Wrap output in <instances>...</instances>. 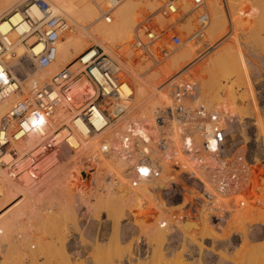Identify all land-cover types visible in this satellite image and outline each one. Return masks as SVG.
<instances>
[{
	"label": "built area",
	"instance_id": "2783aa9c",
	"mask_svg": "<svg viewBox=\"0 0 264 264\" xmlns=\"http://www.w3.org/2000/svg\"><path fill=\"white\" fill-rule=\"evenodd\" d=\"M28 1H33L44 14H49L47 5L42 1ZM148 1L155 3L156 7L141 16L134 28L130 50L137 59L157 64L180 48L183 32L179 24L190 17L196 32L189 35L185 43L191 45L204 39L203 32L209 22L204 0ZM121 2L105 0L107 11L102 18L109 19L110 11ZM185 4L189 6L187 11L183 10ZM25 22L27 32L22 36V43L32 51L33 68L44 70L55 62L56 44L68 30V23L61 17H47L40 25H35L30 18H26ZM32 38V42L28 43ZM38 47L40 49L34 52ZM92 50L86 61L84 57L88 51L77 58L76 69L66 67L53 74L42 87L32 85L30 94L17 100L1 117L0 162L5 154L10 155L12 162H1L0 168L8 172L11 180L36 183L46 155L57 152L63 146L68 147L81 167V178L88 181V173L92 175L94 172L99 163L96 156L89 152L77 155L78 147L70 144L71 122L77 119L87 125L91 134L99 133L126 114L132 95L131 92L125 93L130 86L120 65L100 48ZM5 53L0 39V104L20 90L12 66L4 62ZM176 76L165 83L169 84L170 102L156 110L150 123H145L144 130L149 139L141 141L135 136L130 122V128L122 133L120 146L125 157L132 160L128 169L131 184L145 180L151 186L165 173V185L157 187L152 193L159 194L166 208H176L186 200L176 220L204 219L215 231H220L234 212L249 207L252 172L246 154L230 146L227 125L220 120L221 116L192 105L191 99L196 96L195 84ZM79 81L81 86L75 87ZM59 106L72 117V121L66 123L65 134H61L60 127L55 125V111ZM93 120L99 121L100 127L97 128ZM29 137L36 138L32 147H25L22 153L14 150L15 145ZM99 147L98 154H113L112 148L104 141ZM139 150L142 152L138 155ZM34 152L36 154L32 155ZM102 181L100 193L111 188L116 191L119 186L110 175ZM91 185L95 186V183ZM176 198L180 203L171 205V199ZM158 225L160 228L168 226L164 220Z\"/></svg>",
	"mask_w": 264,
	"mask_h": 264
},
{
	"label": "rangeland",
	"instance_id": "374dc122",
	"mask_svg": "<svg viewBox=\"0 0 264 264\" xmlns=\"http://www.w3.org/2000/svg\"><path fill=\"white\" fill-rule=\"evenodd\" d=\"M86 1L88 2V0ZM131 1L138 2L135 0ZM219 1L223 3V0ZM227 1L228 6H230L229 0ZM239 1L245 3L244 10L246 11L244 14L241 11V15L243 14V16L239 18L235 17L237 16L235 15V10H231L229 7L225 6L228 19V31L226 34L213 47L201 53L199 57L190 66L181 71L176 78L189 82L191 81V83L195 84L197 87L196 90L198 92L199 83L197 80L200 71L205 66L214 67V74L206 80L203 91L206 93L211 92L212 89L210 86L215 81H218L222 87L219 97L223 98L222 100L226 102H212V104H209L208 101H204V103L201 102L200 104L206 107L205 109L207 110L217 111L224 115L231 147L236 149L239 153L246 154L249 169L252 173H255L257 170L255 174L253 173L254 175L252 174V176H254L252 178L254 182H251L250 193L252 194L250 195V200H248L249 207L246 208L239 217L240 223L237 222L230 225L228 222L220 231H215L204 219L198 221H192L191 219L178 221L176 219L179 213H181V208L186 200L182 205L176 208H166L158 193H147L144 197L142 196L140 198L144 203L143 206L135 207L134 205V209H132L131 213L128 212V216L126 215L127 212L119 216L120 210L117 201L122 195L120 192H125L126 188L124 187V190L122 184L117 180L119 186L116 192L111 188V190L109 189L107 192L100 194V197L97 196L96 199H94L96 195L94 196L93 194L91 197H87L85 201L82 200L83 202L81 200L78 201L79 199H74L71 204L74 217L73 215L69 216L71 220L66 218V221L58 218V209L57 204L54 203L55 201L48 200V198L44 199V195L40 194V209H37L36 212L39 214L42 213L45 217H55L54 221L51 220V222L48 220V222H44V224L46 223L45 225L41 223V226L39 224L40 222L37 220V222H33L34 225H28L24 220L23 226L21 223V226H17L18 228L16 227L15 230L18 229V231H20L21 227L24 229L25 227L27 228V226L31 229V226L32 228L34 226L35 229L33 228L34 230H31L35 232H30V230V233H28L27 229L22 230V233L15 231L17 234L14 233V236L16 235L15 237L17 240L19 239L20 241L22 235L23 238L27 237L24 247L22 242L24 240L23 238L20 242L22 244L21 248H19L20 245H18L19 247L17 246L19 241L16 243V250L11 248L14 246L11 245L12 243L10 241H2L0 243V264H8L5 262L6 260H14L16 262L13 261L15 264H264V128L262 132H260L255 127L256 120H261L264 123V29H261L260 17L257 9L251 10V12L249 9L247 10L252 1ZM103 2L102 4L104 5L101 4L97 6L98 8L96 7L97 14L99 15H97L99 18L98 22L104 21L102 14L107 11L105 0ZM89 3L93 4L92 1H89ZM139 6L141 5H138V7ZM116 8L110 11L111 19L113 17L112 13ZM139 8L138 11L142 10L141 7ZM152 11H154V9L146 12L145 10L144 12L140 11L134 23V27H136L141 16ZM64 19L70 24L66 18ZM182 23L179 24V29L183 32V45L173 50L167 58L157 64L144 59H137L131 54L132 51L130 49L132 48L131 43L133 40L124 48L126 52L125 50L118 49V53L116 52L117 55L115 54L117 57L112 53L109 54L104 52V50L98 46H92L91 50L94 47L100 48L105 55L109 56L120 65L122 72L124 71L122 67L124 65H122L123 62L120 63L122 61L121 59L123 56L127 58L130 52L129 56H131L129 59L132 61L133 66V68L131 66V70L133 69V72L136 73L139 72L141 77L146 78L154 71H160L162 67L164 69L168 60L173 55L181 52L186 47L192 46V44L189 45L185 43V40L189 35L195 33L196 30L186 33L181 26ZM209 25L210 23L208 22L203 35L208 34L209 37L212 38L213 35H211L209 31ZM21 45H24V55L20 58H16L15 54L11 53L9 54V58L10 60L12 59L11 61H14L13 64L16 65L18 69V79L21 80V83L25 84L37 70L33 68L34 61L28 55L26 45L22 42ZM115 51H117V49ZM119 51L123 54L121 52L120 54ZM80 56L81 55L76 56L73 63L68 66L70 67L74 62H77V58ZM13 64H11V66ZM139 66L142 67V70L138 69ZM134 69L136 70L134 71ZM130 71L127 72L129 73ZM124 72L126 73V71ZM125 73L124 75L130 86V92H133L134 83L132 77ZM172 73L173 71L169 75H172ZM169 75L164 77L165 82L158 86V94L162 92L167 93L165 90L169 84L165 85V83L172 78V76L169 77ZM150 89L154 91L153 88ZM169 90L170 89H168V91ZM26 93L28 92H25L22 96L26 97ZM197 94L198 93H196V96ZM131 95L133 98L132 93ZM131 106L132 99L130 103V107ZM71 118L72 117H70L69 120L70 122ZM130 119L133 120V118L126 113L114 125L110 126L109 130L123 125L125 120ZM140 119L144 120L141 117L136 118V120ZM73 134L75 139L73 145L78 147L77 152H79L77 155H84L92 149L94 140L91 138H95L94 133L91 134L90 131H86L85 135ZM86 141H88L87 145H85ZM95 141L101 142V137L97 138ZM102 156H104V158ZM102 156L100 155V159H105V161L108 162L110 156H113V154L106 158V155ZM43 163L42 172L40 173L39 180L36 182V186L35 183L30 184L26 181L22 184H30V188L34 190L38 188L39 191H42L45 186L44 182L48 177H58L65 171L71 172L70 174L66 172L67 176L70 177L76 170L75 174L77 173L80 176L79 172L81 167L77 164L75 157L70 154L68 147L63 146L55 153H48ZM74 168L75 170L73 172ZM97 168L100 169V164L94 171ZM0 170H2V168H0ZM174 175H178V173H174ZM259 175H262V177ZM4 176L7 177L6 171H4ZM112 178L114 177L112 176ZM257 182L258 184H255ZM256 185L259 186L257 187ZM41 191L40 193L44 190ZM99 201L102 205H97ZM171 201V205L180 203V200L177 198L171 199ZM103 204H105L104 207L109 205L106 207L107 211L103 207ZM109 211H111V213L113 211V213H115L116 211L117 215L111 214ZM155 213L159 215L156 221L153 216ZM203 215L205 214L203 213ZM116 220H119V226H117L119 245L117 246L114 245L112 241V235L115 229L113 222ZM162 220L166 221L167 227H159L158 224ZM35 223L38 224L36 225ZM36 226L40 228L38 229ZM173 227H177L176 232H173ZM24 232L28 235H24ZM19 233H21V236H19ZM12 249L17 253H14V256L12 255Z\"/></svg>",
	"mask_w": 264,
	"mask_h": 264
},
{
	"label": "bare ground",
	"instance_id": "6f19581e",
	"mask_svg": "<svg viewBox=\"0 0 264 264\" xmlns=\"http://www.w3.org/2000/svg\"><path fill=\"white\" fill-rule=\"evenodd\" d=\"M40 1H42L43 3L47 5L49 9L48 10L49 14H44L42 10L38 7V5L36 3H33V1L0 0V39L2 40L5 46V49H6V53L4 54V62H7L10 65L13 64L14 61H11L12 59L10 60L9 54L14 53L16 58H20L24 55V45H21V42L23 40L22 36L27 32V26L25 22L26 18H30L35 25H40L42 20L47 17H61L63 19L66 18L71 24L70 25L68 23V30L61 36L60 40L56 44L55 62L52 65H50L48 68L44 70H39V73L37 70L31 76V78L29 77L30 80L26 81L25 84L21 83V80H19L17 77L18 69L16 65L14 64L12 65L13 66L12 67L13 76H14V79L20 84V90L13 93L10 97H8L5 101H3L0 104V119L5 113H7L10 110L11 106L17 100L24 98V96L22 95L25 94V92H28L26 93L27 96L30 94L32 85L36 84L42 87L43 85L49 82L52 75L55 74L54 72H58L66 68L68 65L73 63L76 56L83 55L86 51H89L84 57V61H86L92 55V52H93V50H91L92 46H98L102 48L104 52L109 53V54L112 53L114 55L115 54L117 55L118 49L125 50L124 48L131 42V40H133V32L135 28L134 23L136 22L140 11L144 12L145 10L146 12V11L155 9L156 7L155 3H152L148 0H139L138 2H134L131 0H122V2L118 5L116 10L112 13L113 14L112 19L109 17V19H105L102 22H98L99 15L97 14L96 7L104 3L103 2L104 0H88V2L86 0H40ZM89 1H92L93 4H90ZM250 1H252V3L249 4V8H247V10L249 9L251 12V10L257 9V12L260 17L261 29H264V0H250ZM204 2L206 5V10L208 12V21L210 23L209 31L211 32V35H213V37L212 38L209 37L208 34L203 35L204 39H200L196 43H193L192 46L186 47L181 52L173 55L168 60L164 69L162 67L160 68V71L159 70L154 71L150 76L143 78L140 76L139 72L136 73V72H133V69L131 70L132 61H130L129 59V57L131 56V55L129 56L130 52L128 53L127 58L124 56L122 58V55H121L122 61L120 63L122 62L124 63V64L122 63V65H124L122 66L124 68L123 70L126 71V73L129 74L130 77H132V80L134 83L133 84L134 91L131 92L133 94L132 106L131 107L129 106L130 109L126 112L127 114L130 115V117L133 118V120L132 119L125 120L123 125H120L117 128H114L113 130H109V127H107L106 129L104 128L100 130L101 131L100 133H94L95 138L94 137L91 138L92 140H94L92 143V149L88 152L96 156L99 162L97 166L100 164V169L97 168L92 173V175L91 173H88L89 175L87 179L88 181L81 178L77 173L75 174L77 170L74 172L75 170L74 168L73 169L74 174L73 175L71 174L70 177L67 176L66 172L68 171H65L62 175L55 177V178L46 177L47 179L44 182L45 186H44V189H42V191L43 190L44 191L42 192L40 190L42 192L40 193L38 188H36L35 190L33 188H30L31 183L22 184L23 182L18 183L16 181H13L9 178L8 172L6 170L4 169L0 170V243L2 241H10L12 243L11 245L14 246L11 248H14L16 250L18 245H20V247L19 246L18 247L21 248L22 244L20 242L24 239L25 241L24 240L22 241L23 247H24L26 245L25 243H26L27 237L23 238V235H22L23 239L20 238L21 240L19 241V239L18 240L16 239L15 237L16 235L14 236V233L15 234H17L16 232L22 233L23 232L22 230L24 229L25 230L27 229L28 233L30 232L34 233L35 231L33 230L35 229V227L33 226L34 228L33 229L31 226V229L33 230L29 229L30 227L28 228V226L27 228L23 227L24 229H22L21 227L20 231H18V229L15 230L17 226L18 227L19 225L21 226V223L23 226L24 220H25V223L28 225L29 224L34 225L33 222H37V221L40 222V223L38 222L40 225L41 223L44 224V222H48V220L54 221L55 217L53 218L50 216L45 217L43 216L42 213L41 215L36 212L37 209H40L39 208L40 194L44 195L45 197L44 199L48 198V200L55 201L54 203L57 204V209H58V215H57L58 218H61L63 219V221H66L67 220L66 218H68L69 220L71 218L69 216L73 215L72 208H71L72 201L74 199H79L78 201L80 200L85 201L87 197H91L92 194L94 196L96 195L94 199H96L97 196L100 197V194H102L99 191L101 182H103L102 180L105 179L109 175H112L116 181L118 180V182L122 184L123 189L124 187L126 188L125 192L123 191L120 192V194L122 195L119 198L120 201L119 200L117 201L118 207L120 210L119 216H121V214L124 212H127L126 215L128 216V212L130 213L132 212V209H134L133 207L134 205L135 207L143 206L144 203L140 200L142 196L144 197L147 193L149 194L152 193V191L156 189L157 187H163L165 185V182L167 181V176L165 173L163 174L162 178L152 182L151 186L148 185V183L145 180H142L138 184H131L130 173L128 172V169H130V166L132 165V160L131 158L125 157L121 149V146H120V140H121L123 131H126L130 128L129 127L130 122H131L130 124H133V127H134L133 133L135 136L140 138L141 141L142 140L147 141L149 139L148 134L144 130V126H146L145 123L153 120L152 117L155 115V112L157 109H160L164 104H168V100L170 102V90L168 91L169 86L165 90L167 91V93L162 92L161 94H158V91H159L158 86L165 82L164 77L169 75L172 71L173 73L172 75H169V77L172 76L173 78L176 75L178 76L179 73L183 71L186 67L190 66L199 57L201 53H203L206 49L213 47L216 43H218V41H220V39L228 31L227 30L228 19H227L225 6L229 7L231 10H235L236 14L235 13L234 14L237 16H235L234 14L233 15L238 18L243 16V14L246 11L244 10L245 3H242L239 0H229V3L231 4V5L229 4L230 6H228L227 0H223V3L221 2L222 4L220 3L219 0H205ZM138 5H141L139 7H141L142 10L138 11V9H140ZM222 5H223V8H222ZM188 9H189V6L185 4L183 10L187 11ZM241 11L243 12L242 15H241ZM181 26L183 27V30L186 33H190L196 30L192 17L184 21ZM32 40L33 38L30 39V41ZM39 49L40 47L35 49L34 52H37ZM116 49L117 51H115ZM120 52L121 51H119V53ZM31 54H32V51L28 49V55L30 56ZM79 63L81 62L79 61ZM76 66H78V62H74V64H72L70 67L68 66V68H70V70H74L77 68ZM141 68L142 67L139 66L138 69L142 70ZM135 70L136 69H134V71ZM124 71L123 73H125ZM127 71H130V72L128 73ZM213 74H214V67L211 68V67L205 66L200 71V74L198 75V80H197L199 83V89H198V92L197 90H195L196 93L198 94L197 96L193 97V99H191V103L193 105L206 108L200 103L201 102L204 103V101H208L209 104H212V102H215V103L226 102L225 100H222L223 98L219 97L220 92L222 91V87L220 86L218 81H215L210 86L212 89V90L210 89L211 92L206 93L203 91V88L205 87V84H206V80L212 77ZM74 86L80 87L81 86L80 81L76 82ZM150 88H153L154 91H152ZM130 91L131 90H126L125 93H129ZM208 111L211 113L219 114L221 116L220 120L226 123L225 119L222 118L224 117L222 113L213 111V110H208ZM137 117L138 118L141 117L144 120H141V119L136 120ZM54 119H55L56 127H60L61 134H65L67 132L66 123L68 122V120H70V116L65 111V109L62 108L61 106L56 108ZM71 121H72V118H71ZM93 123L97 128L100 127L101 125V123H99V121L97 120H93ZM255 127L260 132H262L264 128V123L261 120H256ZM70 128L72 130L70 132V135L72 136V138L70 139V144L73 147L77 148L76 145L75 146L73 145V143L75 142L73 133H75V135H85L86 131L89 132V128L87 127L86 124L81 123L77 119L72 122ZM96 137L97 138L101 137V140L104 141L105 144H107L108 147L112 148L113 150V156H110V160H108V162H106L105 159H100L101 154L98 155V151L100 149L99 147L100 141L99 142L95 141L97 139ZM34 142L36 143V138L29 137L28 139L15 145L14 150L19 153H22L21 152L22 148L32 147L35 144ZM87 144H88V141L85 142V145ZM212 148L214 147L212 146ZM140 152H142V150L138 151V155ZM35 154L36 152L32 153V155H35ZM107 156L109 155H106L105 158ZM102 157L104 158V156ZM1 162L4 164H8L12 162V158L10 157V155L5 154ZM4 171H6L7 177L9 179L4 176ZM253 177L254 176H252V178ZM260 177H262V175ZM92 182L95 183V186L91 185ZM255 184H258V182ZM35 186H36V183H35ZM248 192L250 195L252 194L250 193L251 190H248ZM97 205H102V203L99 201L97 202ZM104 205L105 204H103V207ZM93 206H94V203H93ZM108 206L104 207L106 211H107L106 207ZM111 211L109 212L111 213ZM113 212L111 214L117 215L116 211L115 213ZM243 212L244 210L234 212L231 215L230 219L228 220L230 225L235 224L237 222L240 223L239 217L242 215ZM153 216L156 221L159 215L155 213ZM113 224H114L115 229L113 231L112 241H113V244L117 246L119 245V238H118V233H117V226H119L118 225L119 220L114 221ZM36 227L38 228V226ZM176 228L177 227H173L172 229L173 232L174 231L176 232L177 230ZM21 233H19V236H21L20 235ZM23 234L26 236L28 235V234H25V232ZM16 243H18L17 246H16ZM14 249H12L13 256H14V253L16 252ZM13 261L6 260L5 262H7L8 264H15L16 262L14 261L15 262L14 263Z\"/></svg>",
	"mask_w": 264,
	"mask_h": 264
}]
</instances>
